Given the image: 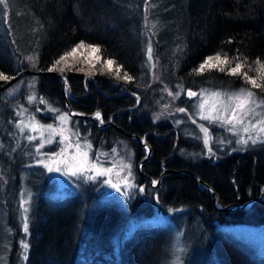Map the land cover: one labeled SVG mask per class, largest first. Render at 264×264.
Masks as SVG:
<instances>
[{
  "label": "trees",
  "instance_id": "1",
  "mask_svg": "<svg viewBox=\"0 0 264 264\" xmlns=\"http://www.w3.org/2000/svg\"><path fill=\"white\" fill-rule=\"evenodd\" d=\"M6 5L0 4V74L7 79L0 85L22 70L41 73L22 74L0 89V264H169L175 230L181 233L180 264H264V256L232 232L236 225L264 226V142L215 151L214 157L192 156L196 142L168 120H154L164 115V88L179 90L180 98L201 87L249 88L264 102V0H6ZM81 42L99 47L95 57L112 59L123 81L104 72L87 77L69 70L60 73L61 84L48 69ZM148 44L155 71L146 73ZM208 57L217 66L196 72ZM238 63V74H231ZM244 73L262 87H253ZM27 81L43 105L66 110L67 100L80 114L100 112L104 123L110 120L99 130L93 120L70 116L93 145L121 140L134 165L147 157L139 165L143 176L135 170V186L145 191L137 189L123 207L101 195L97 182L58 196L43 176L36 185L26 180L32 192L29 246L19 263L18 172L27 158L22 145L12 150L8 132L15 108L25 101ZM157 213L166 220L142 222L125 237L129 218Z\"/></svg>",
  "mask_w": 264,
  "mask_h": 264
},
{
  "label": "rangeland",
  "instance_id": "2",
  "mask_svg": "<svg viewBox=\"0 0 264 264\" xmlns=\"http://www.w3.org/2000/svg\"><path fill=\"white\" fill-rule=\"evenodd\" d=\"M147 28H152L151 22L148 23ZM74 47L70 48L66 53H70ZM149 48H151V53H149ZM152 53L151 44L145 46L146 73H148L149 70L152 72L155 71ZM149 56L151 58H149ZM69 70L83 73L87 77L94 73L104 72L121 80L114 68L112 71H109L104 64V60L99 58V61H97L95 59V54L91 53V50L87 47L77 49L74 55L67 56L65 60L60 61L59 64H55L52 71L59 77L60 82H64V77L60 73ZM12 88L15 90L19 87L14 85ZM24 88L26 90L25 101L21 106L15 108V118L10 122V132H8L13 142L11 145L12 150H16L18 147L23 146L25 148L23 155L27 158L26 162L22 165V169L18 172L19 206L21 201H27L26 206L29 207V202L31 200L32 192L26 180H30L33 185H36V182H42V176L47 181V184H49L51 193L54 195L59 196L66 192H75L82 183L92 181V183L97 182L99 185L98 190L101 195L114 200L122 207L125 206L135 191L140 188H137V186H126L123 182L124 177L128 175V169L123 167L125 164H131L132 166L129 185H135L136 180L135 170L137 169V164L134 165L132 163V153L127 145L121 140L109 141L107 144L101 140L98 141L96 145H93L87 132H80L75 127V122L70 119L67 110L39 103L31 90L29 81L24 83ZM241 89H244L246 92H252L249 88L219 89L201 87L198 90L191 89L192 92L197 93L196 96L189 97L186 92H183L180 98L179 90L172 91L164 88L165 94H161L160 100V106L163 110L161 114L164 115H161L162 117L156 115L154 116V120L165 122L168 120L171 124L178 127L180 133L184 137L190 138V140L196 142L198 144L197 150H195L196 152L192 154L189 153L192 156L214 157L215 151L223 152L226 150L230 152L242 150L253 144L250 141L246 145L238 144L237 140L240 136H244V138L247 139L248 135H252L257 139V143L264 142V133L259 132V129L264 127V124H257L256 129H252L251 127V125L257 123V121H264V102L252 92L253 97L251 99L253 103H250L245 108V111H249L250 115L244 119L243 124H238L232 132L227 130L231 127L230 125L224 126L218 120L212 123H209L208 120H201V109L199 107L201 103L207 101V103H204V115H209L211 113L212 115L218 116L221 112H224L225 116L230 115L238 101L234 99L230 100L229 97L240 93ZM216 93L219 95H213ZM30 97L32 99H29ZM38 104L43 106V109H41ZM180 108H184L185 112H179L178 109ZM37 109H39V111H37ZM225 109H227V111H225ZM237 112L239 113V110H237ZM35 114L44 115V119L39 120ZM61 115L65 116L63 121L59 119ZM92 120L93 125L96 128H100L99 125H102L101 120L99 121L95 114ZM193 120L195 123H193ZM49 125L52 127H48ZM200 125L209 129V134L211 136L209 147L212 149L211 153L208 152V149L203 143L204 134L199 127ZM244 127H248V133L243 131ZM21 128H23V131L20 130ZM29 136L33 137L31 141L28 139ZM64 137L68 139L65 140ZM49 140L53 142L50 144L47 143ZM86 142L91 145L90 150L84 147ZM77 143L81 145L79 150L75 147ZM41 144H43L44 147L41 148ZM38 148L39 151H37ZM62 149L66 151H61ZM84 151H88L89 153L87 159L83 156ZM53 152L57 153L58 156L52 157L51 154ZM42 153L44 154L43 156L41 155ZM40 159H43L44 163L37 165L36 161ZM60 160H64L65 163H59ZM93 164L96 165L95 169L92 167ZM44 165H48L53 169L59 168L60 170L49 172ZM82 165L83 169H81ZM106 168H111L112 171L105 173L103 176H97L95 179L86 178L87 176H93L96 171L103 172ZM73 172H77V174L73 175ZM81 172L84 174H81ZM106 179H110L112 183L117 184L121 190L117 191L110 185L105 184L103 181ZM125 191L127 195H125ZM19 213L20 234L17 240L19 251L16 258L20 263L25 253L23 245L26 243V234L23 231V224L27 213L24 212L21 206ZM162 216L164 215L157 213L149 218L141 217V215L129 218L124 232L125 237L128 235H126L127 231L136 225H141L142 222H164L166 219ZM226 230L230 232L229 227L226 228ZM232 232L238 237L240 235L239 238L241 240L250 243L254 247L256 254L264 256V226H260L259 228H241V226L236 225ZM181 253V233L179 230H175L172 236V258L169 264H180Z\"/></svg>",
  "mask_w": 264,
  "mask_h": 264
},
{
  "label": "snow or ice",
  "instance_id": "3",
  "mask_svg": "<svg viewBox=\"0 0 264 264\" xmlns=\"http://www.w3.org/2000/svg\"><path fill=\"white\" fill-rule=\"evenodd\" d=\"M0 4H4L5 7L7 6L6 5V0H0ZM84 47H87L88 49H90L91 50V53H93V54L99 52V47L98 46H94V45H91V44H89V45L86 46L83 42H81V43L77 44L76 47H74L70 53H66L64 56H61L60 59L56 61V64H59L60 61L65 60L67 56L74 55L77 52V49L84 48ZM149 53H151V48H149ZM149 58H151V57L149 56ZM95 59L97 61H99V57H95ZM212 59H213V57L206 58L204 60V62L200 64L199 68L195 69V71L196 72H202L204 70L205 66L216 67L217 65H210L209 62ZM215 59L217 61H220V57H219L218 54L215 57ZM223 62H226V61H223ZM257 63H259V61H257ZM104 64L108 68L109 71H112V65L114 64V61L112 59L105 60L104 61ZM240 67H241V65L238 63L236 65V67L231 68L229 71H230L231 74H234V75L235 74H238V71H239ZM261 67H262V69H264V65H262ZM48 70L49 71H52L53 68H49ZM119 70H120L119 68L116 69L117 73L119 72ZM220 70L223 71L224 69L223 68H220ZM244 76L247 79L248 83L252 84L253 87H257V88L262 87L261 84H257V82H256L255 79H253L251 77H248L247 73H244ZM125 78L126 79H131V77H127V75L125 76ZM0 79H7V77H4L2 74H0ZM196 95H197L196 92H192L191 90H189V92H188V96L189 97H194ZM213 95H219V94L216 93V94H213ZM252 97H253V93L251 91H247L246 92L244 89H241L240 90V93H237L234 96H230L229 97L230 100H233L234 99V100L238 101V103L236 104V107L232 109L231 114L230 115H227V116H225L224 112H221L218 116L212 115L211 113L209 115H204L203 114L204 103H207V101H205L204 103H201L199 105V107L201 109L200 119L201 120H208L209 123H212L213 121H217L218 120L224 126L230 125L231 127H229L227 130L230 131V132H232L236 128V126L238 124H243L244 119L250 115V112L249 111H245V108L250 103H253V101L251 99ZM29 99H32V98L30 97ZM41 103H43V100H41ZM237 110H239V113L237 112ZM37 111H39V109H37ZM178 111L183 113V112H185V109L184 108H180V109H178ZM225 111H227V109H225ZM95 115H96V118L97 119H100L101 118V113L100 112H97ZM59 119L61 121H63L65 119V116L64 115H61L59 117ZM193 123H195L194 120H193ZM257 124H264V121H257V123L252 124L251 125L252 129H256L257 128ZM48 127L51 128L52 126L49 125ZM199 127H200L201 131L204 134L203 143H204L205 147L208 149V152L211 153L212 152V149L209 147L210 140H211V136L209 134V129L206 128V127H204L203 125H200ZM20 130L23 131V128H21ZM243 131L245 133H248L249 132L248 127H244ZM259 132L260 133H264V127H261L259 129ZM28 139L31 141L33 139V137L29 136ZM64 139L67 140L68 138L67 137H64ZM249 141L252 144H255V143L258 142L257 139L254 138L252 135H248L247 139H245L244 136H240V138L237 140V143L238 144H241V145H246V144L249 143ZM52 142L53 141L49 140L47 143L50 144ZM40 147L42 148V147H44V145L41 144ZM75 147H76L77 150H79L81 148V145L79 143H77L75 145ZM84 147L87 148V149H89V150L91 149V145L88 144L87 142L85 143ZM37 151H39V148L37 149ZM61 151H66V150L65 149H62ZM41 155L43 156L44 154L42 153ZM88 155H89L88 151H84L83 152V156L85 157V159H87ZM51 156L52 157H57L58 154L55 153V152H53L51 154ZM43 163H44L43 159H40V160L36 161V164L37 165L43 164ZM59 163H65V161L64 160H60ZM44 166L47 167V170L49 172L54 171V170L55 171H59L60 170L59 168L53 169L52 167H49L48 165H44ZM92 167H93V169H95L96 165L93 164ZM123 167L126 168V169H128V175L124 177V181L123 182L126 184V186L135 187V185H129V177L131 176V167H132L131 164H125V165H123ZM81 169H83V165L81 166ZM111 171H112L111 168H106V169H104L103 172L96 171L93 176H87L86 178L87 179H95L97 176H103V175H105V173H109ZM72 174L73 175H76L77 172H73ZM81 174H84V173L81 172ZM103 182L105 184L110 185L112 188L116 189L117 191H120L121 190L120 187L117 184L112 183L110 179H106ZM157 183L158 182L156 180H153L152 181L153 187H155L157 185ZM139 191L141 193H143L145 191V188L143 186H141L139 188ZM125 195H127V192L126 191H125ZM26 204H27V201H21L20 206L24 209V212L25 213H28L29 212V208L26 206ZM23 231H24L25 234H28L29 233V222H28L27 216L25 217V222L23 224ZM28 246L29 245L27 243H25L23 245L24 248H28Z\"/></svg>",
  "mask_w": 264,
  "mask_h": 264
},
{
  "label": "water",
  "instance_id": "4",
  "mask_svg": "<svg viewBox=\"0 0 264 264\" xmlns=\"http://www.w3.org/2000/svg\"><path fill=\"white\" fill-rule=\"evenodd\" d=\"M27 73H35V74H38V73H41V72H37V71H34V70H22V71L18 72L16 75L12 76V78H10L8 81H6V82L3 84V86L6 85V84H8V83H10V82H12V81H14V80L17 79L20 75H22V74H27ZM53 73H54V72H53ZM61 84H64V82L61 81ZM188 92H189V89L186 90V94H187V96H188ZM64 102H65V108H66L67 113H68L69 116H71V117H77V118H83V119H89V120H90V119H93V115H94V114H91V115L80 114V113H78V112H76V111H74V110L71 109V107L68 105L67 100H65ZM129 137L135 139V140L138 141V143H140L141 145H144L143 142H142V139L138 138L137 135H129ZM144 146H146V145H144ZM146 151H147V153L149 152V149H148L147 147H146ZM146 157H147V155H145V157L142 159V161H143ZM142 161H140V163H141ZM140 163L137 164V172H138V174H139L140 176H143V174H142L141 171L139 170V165H140ZM148 180H150V179H148ZM197 181L199 182V180H197ZM150 184L152 185V183H150ZM208 192H209V195H210V197H211L212 202H214L212 191L209 189ZM250 201H251V200H250ZM250 201H248V203H249Z\"/></svg>",
  "mask_w": 264,
  "mask_h": 264
},
{
  "label": "flooded vegetation",
  "instance_id": "5",
  "mask_svg": "<svg viewBox=\"0 0 264 264\" xmlns=\"http://www.w3.org/2000/svg\"><path fill=\"white\" fill-rule=\"evenodd\" d=\"M119 95V94H118ZM96 114V113H95ZM90 120H92V119H90ZM99 121L101 120V123H102V125H99V127L100 128H97V129H99V130H101V128L102 129H105L108 125H110V120H107L105 123L102 121V119L100 118V119H98Z\"/></svg>",
  "mask_w": 264,
  "mask_h": 264
},
{
  "label": "bare ground",
  "instance_id": "6",
  "mask_svg": "<svg viewBox=\"0 0 264 264\" xmlns=\"http://www.w3.org/2000/svg\"><path fill=\"white\" fill-rule=\"evenodd\" d=\"M20 76H21V75H20ZM18 78H19V77H18ZM8 80H9V79H8ZM8 80H7V81H8ZM15 80H16V79H15ZM15 80H14V81H15ZM12 82H13V81H12ZM10 83H11V82H10ZM10 83H8V84H10ZM8 84H6V85H4V86H3V85L0 86V89L3 88V87H5V86H7ZM28 157H29V156H28ZM29 160H30V159H29Z\"/></svg>",
  "mask_w": 264,
  "mask_h": 264
}]
</instances>
